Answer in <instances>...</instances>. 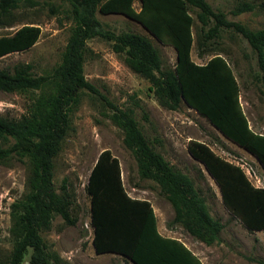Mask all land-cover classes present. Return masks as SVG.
<instances>
[{
	"label": "trees",
	"instance_id": "16d2710c",
	"mask_svg": "<svg viewBox=\"0 0 264 264\" xmlns=\"http://www.w3.org/2000/svg\"><path fill=\"white\" fill-rule=\"evenodd\" d=\"M70 3L72 27L61 59L47 74H33L31 64L11 71L0 68V90L31 92L27 112L19 118L0 114V139L14 142L0 146V162L13 156L27 157L30 164L28 192L12 204L11 232L15 241L0 264H22L29 249L30 264H56L59 256L47 251L42 231L51 228L55 215L69 225L77 222L72 212L74 194L63 180L54 184L55 158L71 127V110L82 91L99 93L85 76L89 51L87 41L100 37L111 41L115 52L124 53L125 63L147 79L158 102L177 110L182 102L206 118L224 137L254 155L264 169V134L251 129L239 101V83L228 60L216 54L205 63L191 55L193 26L197 18L198 47L218 38L222 30L239 33L256 53L264 92V27L252 29L229 20L207 0H66ZM39 0H0V27L12 26L15 11ZM259 5L241 1L231 13L238 15ZM195 9V14L191 12ZM118 13L140 23L162 44L173 46L176 61L165 66L151 36L133 31L116 33L104 26L96 13ZM41 35L35 24H25L11 34L0 35V58L32 47ZM203 49V48H202ZM202 49V57L207 50ZM103 96V95H102ZM112 122L123 130V141L134 154L142 178L155 180L172 203L174 218L168 225L182 228L212 243L219 240L222 224L210 213L201 188L156 150L144 134L132 108H122L103 96ZM190 154L203 162L220 188L229 212L249 230H264V187L255 186L243 168L217 154L206 142L191 139ZM86 189L91 201L93 245L97 253H118L133 264H203L179 238L161 234L150 200L133 197L126 190L120 163L109 149L100 152L91 169ZM54 261V262H53Z\"/></svg>",
	"mask_w": 264,
	"mask_h": 264
},
{
	"label": "rangeland",
	"instance_id": "374dc122",
	"mask_svg": "<svg viewBox=\"0 0 264 264\" xmlns=\"http://www.w3.org/2000/svg\"><path fill=\"white\" fill-rule=\"evenodd\" d=\"M207 1L215 10L224 11L229 20L240 21L252 29L264 27V9L259 6L238 15L231 13L241 1L259 5L261 0ZM134 6L139 9L140 0H135ZM70 9L71 5L66 0H39L34 6L23 5L18 8L13 25L0 27V35L11 34L25 24L38 25L41 35L32 47L0 58V68L12 71L19 64H31L33 74L49 73L59 63L70 35L73 24ZM191 12L195 14V9H191ZM96 15L106 28L116 33L133 31L151 36L140 23L123 14L97 11ZM198 30L200 34V23L196 18L192 58L198 63H205L216 54L225 57L239 83V101L244 113L251 121L258 119L264 124L261 70L256 53L249 43L239 33L224 29L218 38L208 41L206 46L198 47ZM152 39L164 65L173 66L176 61L173 46L162 44L154 37ZM111 44V41L100 37L87 41L89 51L84 72L99 93L82 91L79 104L70 112V130L54 160V184L59 191L63 180H66L75 198L72 212L78 219L76 224L69 225L60 215H55L51 228L41 233L48 253L59 256L58 264H133L118 253H97L93 245L91 201L86 185L100 152L109 149L119 160L122 181L128 193L150 200L157 216L158 229H163L164 224L171 228V234L182 240L203 264H263L247 259L234 246L238 236H241L243 243L250 234L232 221L233 217L223 206L216 181L205 164L190 154L187 145L191 139L206 142L217 154L240 165L254 184L263 186L264 169L257 158L221 135L206 118L185 102L177 110L161 106L151 83L134 72L125 63V54L115 52ZM201 49L207 50V54L202 57L198 55ZM32 95L31 92L0 90V114L9 118L21 117L27 112ZM102 95L122 108H132L153 147L175 169L187 174L201 188L209 213L222 224L219 240L208 243L186 232L181 224L168 225L175 215L172 203L155 180L142 178L139 174L136 158L124 144L123 130L112 122L110 107ZM13 142L12 138L0 139V146L7 147ZM29 173L27 157L13 156L0 162V258H5L13 247L12 204L28 192ZM246 252L252 254L250 248ZM30 255L31 249L22 264H30ZM259 257L264 259L262 255Z\"/></svg>",
	"mask_w": 264,
	"mask_h": 264
},
{
	"label": "crops",
	"instance_id": "0c3cea01",
	"mask_svg": "<svg viewBox=\"0 0 264 264\" xmlns=\"http://www.w3.org/2000/svg\"><path fill=\"white\" fill-rule=\"evenodd\" d=\"M147 30V29H146ZM148 31V30H147ZM148 33L151 35V33L148 31ZM151 37H154L153 35H151ZM155 38V37H154ZM157 39V38H155ZM158 40V39H157ZM159 41V40H158ZM160 42V41H159ZM197 112V111H196ZM246 115V114H245ZM247 116V115H246ZM248 122H249V125L251 127L252 130L256 131V132H259V133H262L264 134V124H262L261 121H259L258 119L256 120H253L251 121L248 117ZM219 131V130H218ZM220 132V131H219ZM221 133V132H220ZM222 135V133H221ZM224 136V135H223ZM226 138V137H225ZM248 152V151H247ZM252 182V181H251ZM253 183V182H252ZM254 184V183H253ZM255 186L257 187H264L263 186H259L257 184H254ZM214 189V188H213ZM218 189H219V192H220V196H221V200H222V195H221V191H220V188L218 186ZM216 191V190H214ZM132 196V195H131ZM135 197V196H133ZM223 203V201H222ZM224 206V204H223ZM225 207V206H224ZM225 209L227 210L229 216H232L233 219L232 221L233 222H236L237 223V226L239 227H243L244 231H246V233H249L250 234V237H248V240L246 242H241L240 240V237L241 236H238L239 238L237 239L236 241V244L234 245L236 247V249H238L239 251H241L243 253V255L245 257H247V259L253 261L254 263L256 262H261L264 264V259H261L259 256H263L264 257V230H249L248 228H246L241 220L237 217H234L230 212L229 210L225 207ZM159 231L161 232V234H163L164 236H168V237H175L171 234V231L172 229L167 227L165 224H164V228L163 229H160L159 228ZM177 238V237H175ZM244 241V240H242ZM251 249L252 250V254H248L246 252V250L248 249ZM256 250V251H255Z\"/></svg>",
	"mask_w": 264,
	"mask_h": 264
},
{
	"label": "water",
	"instance_id": "95a60500",
	"mask_svg": "<svg viewBox=\"0 0 264 264\" xmlns=\"http://www.w3.org/2000/svg\"><path fill=\"white\" fill-rule=\"evenodd\" d=\"M150 32V31H149Z\"/></svg>",
	"mask_w": 264,
	"mask_h": 264
}]
</instances>
